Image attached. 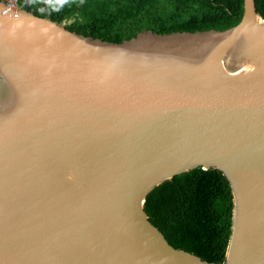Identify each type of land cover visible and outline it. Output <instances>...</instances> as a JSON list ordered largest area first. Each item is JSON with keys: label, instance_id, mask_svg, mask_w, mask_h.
<instances>
[{"label": "water", "instance_id": "95a60500", "mask_svg": "<svg viewBox=\"0 0 264 264\" xmlns=\"http://www.w3.org/2000/svg\"><path fill=\"white\" fill-rule=\"evenodd\" d=\"M232 194L222 264H264V19L120 43L0 1V264H216L147 195L190 170Z\"/></svg>", "mask_w": 264, "mask_h": 264}, {"label": "trees", "instance_id": "16d2710c", "mask_svg": "<svg viewBox=\"0 0 264 264\" xmlns=\"http://www.w3.org/2000/svg\"><path fill=\"white\" fill-rule=\"evenodd\" d=\"M254 2L264 19V0ZM19 7L64 23L72 32L115 43L144 30L158 34L225 30L243 15V0H19ZM232 205L223 174L197 168L152 189L144 210L174 248L222 264Z\"/></svg>", "mask_w": 264, "mask_h": 264}, {"label": "built area", "instance_id": "2783aa9c", "mask_svg": "<svg viewBox=\"0 0 264 264\" xmlns=\"http://www.w3.org/2000/svg\"><path fill=\"white\" fill-rule=\"evenodd\" d=\"M5 4L9 9L17 10L19 9V0H5Z\"/></svg>", "mask_w": 264, "mask_h": 264}]
</instances>
